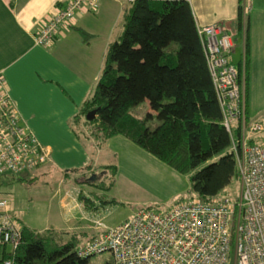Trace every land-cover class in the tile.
<instances>
[{"label":"trees","instance_id":"16d2710c","mask_svg":"<svg viewBox=\"0 0 264 264\" xmlns=\"http://www.w3.org/2000/svg\"><path fill=\"white\" fill-rule=\"evenodd\" d=\"M241 10L238 5L236 34L244 39V61L230 63L237 68L247 94L248 17L242 18ZM123 22L120 40L107 48L97 85L73 117L74 136L94 150L112 139L126 140L187 176L196 200H220L218 197L238 182L239 173L189 3L126 2ZM79 34L87 40L85 33ZM171 43L177 48L169 50ZM146 101L150 113L143 119L134 117L130 110ZM92 111L96 117L87 120ZM247 111L246 106V115ZM154 114L159 122L155 127ZM90 169L93 172L92 165L83 170L84 174ZM115 169L103 167L100 182L82 184L89 188V196L79 197L86 211L102 208L97 191L102 186L108 188L104 184L106 173ZM4 175L12 174L0 177ZM77 239L66 232H37L23 226L15 249L0 245V264H88L90 258L77 255Z\"/></svg>","mask_w":264,"mask_h":264},{"label":"crops","instance_id":"0c3cea01","mask_svg":"<svg viewBox=\"0 0 264 264\" xmlns=\"http://www.w3.org/2000/svg\"><path fill=\"white\" fill-rule=\"evenodd\" d=\"M68 1L0 0V74L4 90L21 124L50 154V161L36 170L0 177V193L14 195L9 213L20 227L37 232H66L82 239L89 228L86 223L92 224L100 216L86 211L80 203V195L89 196V188L82 187L80 181L95 180V173L106 167L97 161L101 147L112 148L120 140L112 139L111 145L106 142L95 150L90 144L82 145L72 132V120L101 77L108 46L119 41L123 34L126 2L102 0L96 13L76 14L73 23L63 27L49 46H37L35 36L45 21ZM186 1L197 27L217 24L234 34L238 5L242 9L246 7L240 4L243 0ZM247 17L252 72L253 62L255 65L264 59V35L254 29L257 20L264 22V17ZM79 31L86 34V41ZM238 43L241 53L237 62L241 60L244 46L236 38L232 57ZM230 61L236 64L231 58ZM250 104L248 100L247 112L255 118L262 110H251ZM90 165L93 172L90 169L84 174L83 170ZM52 175L56 177L53 188L42 190L48 188L47 181ZM14 182L20 184L12 192ZM98 234L100 231L85 244Z\"/></svg>","mask_w":264,"mask_h":264},{"label":"built area","instance_id":"2783aa9c","mask_svg":"<svg viewBox=\"0 0 264 264\" xmlns=\"http://www.w3.org/2000/svg\"><path fill=\"white\" fill-rule=\"evenodd\" d=\"M101 1L69 0L45 21L35 44L49 46L76 14L96 13ZM197 34L224 128L228 130L230 119L241 120L244 127L243 139L231 149L239 173L238 197L173 204L164 213L141 210L115 227L93 220L101 233L77 250L80 258L109 253L112 264H231L233 249L234 264H264V144L247 145L248 139L264 131V125L250 121L244 126V89L229 58L235 49L233 37L217 24L197 27ZM49 161L46 147L21 124L0 74V175L31 172ZM11 199L0 197V245L15 249L21 227L9 213Z\"/></svg>","mask_w":264,"mask_h":264},{"label":"rangeland","instance_id":"374dc122","mask_svg":"<svg viewBox=\"0 0 264 264\" xmlns=\"http://www.w3.org/2000/svg\"><path fill=\"white\" fill-rule=\"evenodd\" d=\"M240 4H242V6H246L244 7L245 17L250 15H252V18L254 19L256 16L261 18L264 17V0H243ZM254 29L261 31V34L264 35L263 19L257 20ZM236 38L242 40L241 37L239 38L237 34H234V44ZM238 44L237 45L239 47H237V49L235 50V54L233 55V57L232 55L229 56V58H231L235 63H237L241 53V44ZM175 48H177V46L174 43H171L169 50H173ZM244 53L245 48L243 46L241 57L243 61ZM248 71V97L245 93L244 82L239 79L238 73V80L244 89V109L246 108L247 101L249 100V102H251V110L254 109L255 111H262L259 112V114H257V116H259H256L255 118L250 116L249 114L246 115L245 112L246 118H244V126H246L247 123L250 121H259L264 124V59L260 62H257V64L255 65L253 62L252 72L250 68H248ZM130 113L136 118H145L147 114L150 113V107L148 102H143L140 105L132 108L130 110ZM154 117L155 119L153 121L152 126L155 127L159 124V122L157 121L156 114H154ZM243 128L244 127H242L241 120L230 119L229 128L228 130L226 128L225 129L230 136L231 149H233L234 144L238 145L243 139ZM260 133L248 139L247 145L249 146L250 142L264 144V131ZM119 140L120 141L118 142V144L112 146V148L108 146L101 147L100 153H98L97 155V161L100 165L114 166L116 168L114 171L109 170L106 173L107 180L106 182L104 181V184L108 188H104V186H102V189L97 191L99 201L104 203L102 205V208H100L97 212L100 216L98 219H101V222L105 226L115 227L123 223L130 214L133 215L141 210L151 209L156 213H164L169 210L173 204L197 201L191 191L190 181L187 176H183L176 173L164 163L154 159L145 151L134 146L128 141L123 139ZM122 141L125 143H123ZM107 143V145H111L110 141H108ZM112 143H114V141H112ZM102 178H104L103 174L101 175L100 171H98L97 173H95V180L92 181V183L100 182ZM85 180L87 179H82L80 183L84 184ZM55 181L56 177L52 175L49 181H47L49 182L47 186L48 188L41 189L44 191H49L51 188H53L52 185H54ZM19 184L20 183L14 182V185L11 187L12 192L13 190L16 191L19 188ZM86 184H89V182L87 181ZM239 192L240 182L238 180V182L234 181L232 185H230V187H228L218 198L222 199L224 196H227L229 198L236 199L239 195ZM7 194H2V197L7 196ZM10 195L11 194H9V196ZM11 197L14 200V195H11ZM192 198H194L195 200H191ZM12 199L10 201L11 206H13ZM86 225L89 228L87 229V231H85L86 236L84 238L77 239V249L82 248L83 245L92 236L97 235V233H99L98 229H91L94 228L91 223H86ZM7 248L9 250L11 249V247L9 246ZM111 263L112 257L109 253H104L91 257L88 261V264ZM231 264H234L233 249L231 251Z\"/></svg>","mask_w":264,"mask_h":264},{"label":"water","instance_id":"95a60500","mask_svg":"<svg viewBox=\"0 0 264 264\" xmlns=\"http://www.w3.org/2000/svg\"><path fill=\"white\" fill-rule=\"evenodd\" d=\"M96 117V111H92L87 114L86 119L87 120H93Z\"/></svg>","mask_w":264,"mask_h":264},{"label":"bare ground","instance_id":"6f19581e","mask_svg":"<svg viewBox=\"0 0 264 264\" xmlns=\"http://www.w3.org/2000/svg\"><path fill=\"white\" fill-rule=\"evenodd\" d=\"M241 13H242V18H245V14H244V11H243V9L241 10ZM233 38H234V33H232V32H228ZM231 38V37H230ZM132 216V215H131ZM130 216V217H131ZM98 220H100V219H98ZM128 220V219H127ZM126 221V220H125Z\"/></svg>","mask_w":264,"mask_h":264}]
</instances>
